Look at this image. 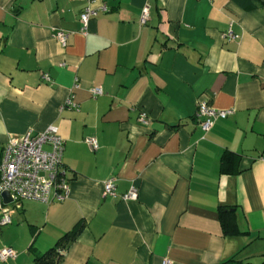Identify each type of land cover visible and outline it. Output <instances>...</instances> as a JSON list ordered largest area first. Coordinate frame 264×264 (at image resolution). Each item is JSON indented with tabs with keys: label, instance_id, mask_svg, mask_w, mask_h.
Instances as JSON below:
<instances>
[{
	"label": "crops",
	"instance_id": "0c3cea01",
	"mask_svg": "<svg viewBox=\"0 0 264 264\" xmlns=\"http://www.w3.org/2000/svg\"><path fill=\"white\" fill-rule=\"evenodd\" d=\"M255 2L0 0V162L10 137L55 126L68 178L62 200L8 204L0 248L16 256L0 264H34L31 250L80 224L59 264L264 258V5ZM101 5L84 32L80 12ZM199 100L233 114L204 132ZM108 178L115 196H103ZM131 186L136 199H122ZM220 206L238 234L223 235Z\"/></svg>",
	"mask_w": 264,
	"mask_h": 264
},
{
	"label": "built area",
	"instance_id": "2783aa9c",
	"mask_svg": "<svg viewBox=\"0 0 264 264\" xmlns=\"http://www.w3.org/2000/svg\"><path fill=\"white\" fill-rule=\"evenodd\" d=\"M101 5L92 8L86 6L79 14L82 30L85 32L87 22L95 17L99 11H106ZM148 18V6L141 10L139 22L144 24ZM61 46L66 44L68 34L58 30L54 33ZM229 38H236L230 30L225 33ZM93 96L102 94L100 87L92 89ZM66 106L76 108L75 102L69 97ZM233 109H215L205 100L197 102L195 117L202 131H208L217 119H225L233 114ZM140 120H146V114H140ZM87 146L94 150L97 142L93 137L84 139ZM49 148L46 149L45 146ZM63 139L58 135L55 126H49L43 132H26L20 136L10 137L3 146L0 162V226L10 223L8 204H19L22 200H34L49 203L62 200L68 192V178L62 167ZM10 194V202L4 204L1 193ZM103 196H115V179L108 178L103 182ZM122 199H136V189L131 186L122 195ZM16 252L8 246L0 248V261L14 258ZM163 264H168L163 260Z\"/></svg>",
	"mask_w": 264,
	"mask_h": 264
},
{
	"label": "trees",
	"instance_id": "16d2710c",
	"mask_svg": "<svg viewBox=\"0 0 264 264\" xmlns=\"http://www.w3.org/2000/svg\"><path fill=\"white\" fill-rule=\"evenodd\" d=\"M259 5H264V0H261ZM255 3H258L257 0ZM229 156V154H227ZM227 157L222 158L221 168L225 169V164L228 163ZM218 215H219V223L221 226V230L224 236H231L236 235L239 233V230L236 226L235 216L234 213L231 212L225 206H220L218 208ZM82 229V225H78L74 227L71 231L65 233L61 238H59L55 244L49 248L48 250L39 253V252H32L33 253V262L34 264H59L64 252L69 248V246L73 243V241L77 238L78 234ZM218 264H264V258L258 263H251L248 261H243L239 258L233 257L227 260H224Z\"/></svg>",
	"mask_w": 264,
	"mask_h": 264
},
{
	"label": "water",
	"instance_id": "95a60500",
	"mask_svg": "<svg viewBox=\"0 0 264 264\" xmlns=\"http://www.w3.org/2000/svg\"><path fill=\"white\" fill-rule=\"evenodd\" d=\"M1 197L4 204H8L10 202V194L7 191L2 192Z\"/></svg>",
	"mask_w": 264,
	"mask_h": 264
}]
</instances>
